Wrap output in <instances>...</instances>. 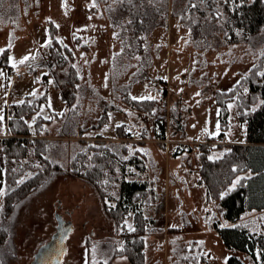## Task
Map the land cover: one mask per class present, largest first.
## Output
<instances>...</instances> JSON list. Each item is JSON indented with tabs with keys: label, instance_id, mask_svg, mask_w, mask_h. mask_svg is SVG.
Masks as SVG:
<instances>
[{
	"label": "rangeland",
	"instance_id": "obj_1",
	"mask_svg": "<svg viewBox=\"0 0 264 264\" xmlns=\"http://www.w3.org/2000/svg\"><path fill=\"white\" fill-rule=\"evenodd\" d=\"M121 1L0 0V57L10 46L3 58L7 68L0 64V117H4L6 106L47 88L48 102L42 104L39 113L50 120L44 123L46 132L42 135L58 140L52 159L62 166L50 184L27 197L8 224L3 250L9 259L5 264H37L44 246L64 230L61 264H100L110 256L114 244L121 246V232L115 230L104 209V204L114 206L115 201L101 200L88 184L67 171L70 158L83 148L81 140L99 139L116 149L126 144L125 157L136 151L141 154L142 169L127 166L125 179H151L162 207L157 211L162 215L161 223L178 228L168 233V246L164 234L148 242L150 236L147 238L145 264H181L184 250L191 247L192 253H199L198 246L204 264H227L230 255L254 264L247 253L227 248L213 228L221 210L215 202L205 205L204 188L195 180L198 174L192 169L197 149L173 141L185 139L181 132L189 139L219 133L214 93L229 91L239 75L264 56V25L247 39L242 29H229L225 18L212 20L207 14L203 36L190 40L189 28L170 12L179 13L189 0H168L166 24L139 41L122 27L128 17L117 16L114 23L108 18ZM45 19L54 21L57 39L73 52L72 64L79 75L74 87L68 84L67 66H51ZM234 36L239 41H233ZM140 47L143 53L137 51ZM18 73L21 80L12 79V74ZM155 84L163 92H157ZM71 93L72 104L66 107ZM127 96L154 97L157 104L153 112H141L124 101ZM226 105L227 141H244L246 128L237 117L234 98ZM104 111L107 119L101 126L81 131L97 124ZM157 121L163 124V135ZM27 125L28 137L34 138L33 121ZM121 125L129 134L126 138L118 136L116 128ZM4 135L3 130L0 136ZM202 139L209 140H196ZM180 149L183 151L175 155ZM220 152L217 149L214 154ZM3 191L0 187V206ZM142 211L152 216L156 213L151 207ZM132 227L130 212L124 229ZM112 264L130 263L122 256Z\"/></svg>",
	"mask_w": 264,
	"mask_h": 264
},
{
	"label": "trees",
	"instance_id": "obj_2",
	"mask_svg": "<svg viewBox=\"0 0 264 264\" xmlns=\"http://www.w3.org/2000/svg\"><path fill=\"white\" fill-rule=\"evenodd\" d=\"M168 0H122L115 6V14L109 15L114 23L116 17H128L124 22L125 32L142 41L150 38L153 31L166 24ZM96 6V5H95ZM179 23L189 28L190 40L200 39L205 18L212 20L225 18L230 28H240L247 39L260 31L264 25V0H189L182 11L176 13ZM217 13V14H216ZM208 14V15H207ZM118 17V18H119ZM50 39L49 58L52 68L68 67V84L74 87L79 82L76 67L72 64V50L57 39L58 27L51 19H45ZM215 22V21H212ZM232 33V32H231ZM233 41H239L237 37ZM9 47L1 53L0 64L7 68L6 58ZM140 53L143 50L138 49ZM264 56L245 74H240L229 91L217 90L214 100L219 107V133L221 137L228 128L227 100L234 98L237 117L246 122V144H224L211 148L201 145L196 150L194 170L198 173L197 182L205 189L207 202H216L221 208V218L213 221V228L227 248L247 253L254 264H264ZM44 82V81H43ZM71 93L65 106L72 104ZM135 109L151 113L157 99L124 98ZM47 103V88L39 94L25 95L21 102L6 106L5 115L0 119V127L6 135L0 136V154L4 160L3 195L0 206V264L8 261L3 250L9 223L15 219L18 209L32 193L45 188L62 166L54 161L57 139L46 138L45 119L40 113L41 104ZM71 103V104H70ZM32 116L35 137L29 138L26 119ZM107 119L102 112L99 122L88 130L101 126ZM163 135L164 127L161 121ZM118 136L126 138L128 132L123 126L117 128ZM209 140L213 136L205 135ZM83 148L78 150L68 162V172L72 178L88 184L101 199L114 200V206L104 204L106 215L116 231L121 232V246L114 244L111 254L100 264H111L116 257L125 256L130 264H145V242L149 235L164 230L162 215L156 212L146 216L142 209L154 205L156 211L161 204L152 182L126 180V167L142 169V156L139 152L125 157L127 145L113 148L103 140H81ZM221 149L217 155L214 151ZM118 150V151H117ZM191 150V149H189ZM183 150H176L179 154ZM22 178V179H21ZM132 212L133 227L124 229L125 217ZM226 224L221 225L222 221ZM121 229L123 231H121ZM168 232L176 227L166 228ZM186 248V247H185ZM184 248V249H185ZM13 257V254L10 256ZM204 264L199 253H192L191 247L184 250L181 263ZM227 264H245L240 258L230 255Z\"/></svg>",
	"mask_w": 264,
	"mask_h": 264
},
{
	"label": "crops",
	"instance_id": "obj_3",
	"mask_svg": "<svg viewBox=\"0 0 264 264\" xmlns=\"http://www.w3.org/2000/svg\"><path fill=\"white\" fill-rule=\"evenodd\" d=\"M178 93H181L182 94V91H178ZM47 102H48V96H47ZM41 106H42V104H41ZM41 106H40V108H41ZM39 111H40V109H39ZM42 115V114H41ZM43 116V115H42ZM219 120V119H218ZM227 120H228V117H227ZM240 121V120H239ZM240 122H242V121H240ZM244 123V125H245V128H246V122H243ZM229 126V125H228ZM181 126H179V131L182 129V127L180 128ZM3 130L4 129H2V127H0V135H2V133H3ZM225 132V131H224ZM4 133H5V130H4ZM226 133V132H225ZM181 134L183 135V137H185V139H187V140H189V141H192V140H196L197 138H203L205 135H208V136H213V134H209V133H203L202 135L201 134H199L198 135V137L197 138H190L189 139V137H186V135L184 134V132H181ZM203 136V137H202ZM213 137H215V136H213ZM228 138V137H227ZM226 141H227V139H226ZM227 143H229V144H246L247 143V139H246V130H245V140L244 141H227ZM192 170H194V169H192ZM193 173L196 175V174H198L195 170L193 171ZM3 177H4V160H3V156L0 154V187H2V184H3ZM197 179H198V175L197 176H195V180H196V182H197ZM145 181L146 180V178L145 177H142V179H138V181ZM150 182H152L151 181V179H150ZM198 183V182H197ZM196 186V185H195ZM198 186H201V187H203L202 185H200L199 183H198ZM197 188V187H196ZM204 188V187H203ZM195 190V189H194ZM157 191V190H156ZM196 200H197V198H196ZM204 202H205V205H209V204H212L213 202H207L206 201V199H205V189H204ZM203 202V201H202ZM216 203V202H215ZM217 204V203H216ZM218 205V204H217ZM219 206V205H218ZM145 207H151V208H153L154 209V211L155 212H157L156 210H155V208H154V205H151V206H145ZM144 208V207H143ZM162 208V207H161ZM220 210H221V208H220ZM222 211V210H221ZM155 214V213H154ZM146 215V214H145ZM146 216H152V215H146ZM220 216H221V212H220ZM176 219L178 218L177 217V215H176V217H175ZM221 218V217H220ZM168 221H169V219H168ZM167 221V222H168ZM163 226H164V230L162 231V232H160V234H164V238H165V240H166V246H168L169 244H170V235L172 234L171 232H168L167 230H166V228H168V227H172V226H167V225H164V224H162ZM170 235H169V234ZM159 235V233H153V234H151V235H149L150 236V238L147 240V242L150 240V239H152L155 235ZM148 236V237H149ZM152 236V237H151ZM147 237V238H148ZM147 242H145V249H146V244H147ZM157 242H158V240H157ZM158 244V243H157ZM145 249H144V251H145ZM198 252L200 253L201 252V246H198ZM120 257H122V256H120ZM118 257H116V258H114L113 260H112V262L115 260V259H117ZM145 262H146V252H145ZM187 263H189V262H187ZM112 264V263H111ZM181 264H183V263H181Z\"/></svg>",
	"mask_w": 264,
	"mask_h": 264
},
{
	"label": "water",
	"instance_id": "obj_4",
	"mask_svg": "<svg viewBox=\"0 0 264 264\" xmlns=\"http://www.w3.org/2000/svg\"><path fill=\"white\" fill-rule=\"evenodd\" d=\"M65 232V230L60 231L44 246L38 258L40 264H61V258L65 251Z\"/></svg>",
	"mask_w": 264,
	"mask_h": 264
},
{
	"label": "built area",
	"instance_id": "obj_5",
	"mask_svg": "<svg viewBox=\"0 0 264 264\" xmlns=\"http://www.w3.org/2000/svg\"><path fill=\"white\" fill-rule=\"evenodd\" d=\"M22 78V75L21 74H12V79L14 80H21ZM155 88H156V91L157 92H163V89L155 84L154 85ZM32 121V116H29L27 119H26V122L27 123H30ZM226 139H227V135L226 133L224 132L222 134V136L218 139V140H205V139H202V140H192V141H189V140H185V139H179V140H174L173 142L174 143H178L179 145H191V147H193L194 149H199L201 147V145H210V146H213V145H218V144H225L226 143ZM164 143L167 144V142L169 143V141H167V139H164L162 140Z\"/></svg>",
	"mask_w": 264,
	"mask_h": 264
},
{
	"label": "snow or ice",
	"instance_id": "obj_6",
	"mask_svg": "<svg viewBox=\"0 0 264 264\" xmlns=\"http://www.w3.org/2000/svg\"><path fill=\"white\" fill-rule=\"evenodd\" d=\"M24 59H28V57H25ZM133 99H136V98L133 97ZM148 99H154V97H148ZM0 119H2V117H0Z\"/></svg>",
	"mask_w": 264,
	"mask_h": 264
},
{
	"label": "flooded vegetation",
	"instance_id": "obj_7",
	"mask_svg": "<svg viewBox=\"0 0 264 264\" xmlns=\"http://www.w3.org/2000/svg\"><path fill=\"white\" fill-rule=\"evenodd\" d=\"M38 264H40V263L38 262Z\"/></svg>",
	"mask_w": 264,
	"mask_h": 264
}]
</instances>
